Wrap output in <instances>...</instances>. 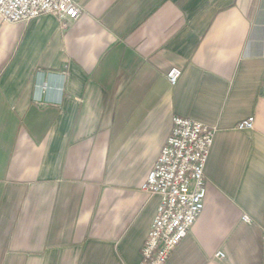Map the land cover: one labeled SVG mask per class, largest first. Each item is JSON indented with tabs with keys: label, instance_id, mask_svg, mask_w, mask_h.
Masks as SVG:
<instances>
[{
	"label": "crops",
	"instance_id": "obj_1",
	"mask_svg": "<svg viewBox=\"0 0 264 264\" xmlns=\"http://www.w3.org/2000/svg\"><path fill=\"white\" fill-rule=\"evenodd\" d=\"M73 1L65 28L0 20V264H139L159 205L140 186L173 116L215 135L165 264H264V0ZM60 72L61 103L36 101Z\"/></svg>",
	"mask_w": 264,
	"mask_h": 264
},
{
	"label": "built area",
	"instance_id": "obj_2",
	"mask_svg": "<svg viewBox=\"0 0 264 264\" xmlns=\"http://www.w3.org/2000/svg\"><path fill=\"white\" fill-rule=\"evenodd\" d=\"M81 9L73 0H0V20L4 24L26 23L42 15L54 16L61 28L76 21ZM181 70L172 67L166 80L174 87ZM43 76H39V80ZM48 85L41 80L36 85L34 99L51 92V103L59 105L66 72L50 73ZM254 118L236 125L238 131L253 129ZM215 129L184 117L173 116L171 130L140 190L159 196V205L142 246L139 264H165L173 250L184 240L204 208L206 182L204 168L212 146ZM243 222H249L242 216ZM222 259L221 252L216 254Z\"/></svg>",
	"mask_w": 264,
	"mask_h": 264
}]
</instances>
